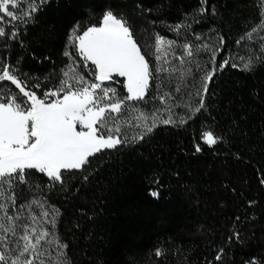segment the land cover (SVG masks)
<instances>
[{
    "label": "trees",
    "instance_id": "obj_1",
    "mask_svg": "<svg viewBox=\"0 0 264 264\" xmlns=\"http://www.w3.org/2000/svg\"><path fill=\"white\" fill-rule=\"evenodd\" d=\"M19 3L22 6L14 11L22 16L33 4L38 11L26 24L4 17L9 35L0 38V68L14 67L26 90L38 97L59 88L65 79L78 87L70 79L77 73L94 82L95 67L90 63L85 67L69 37L74 31L82 35L88 27L99 26L109 9L126 21L153 73L147 101L126 108V126L120 133L126 143L89 157L79 170H62V181L31 170L27 183H16L13 191L23 213L18 223L46 233L39 245L44 255L38 256L36 264H264V185L260 183L264 172V40L260 39L264 0ZM253 28L257 29L255 42L245 38L238 45ZM14 30L19 31L16 39L10 37ZM157 35L166 46L159 61ZM186 44L191 57L185 54ZM221 47L224 51L217 56V64L225 59L230 63L215 72L204 96L205 107L193 115L203 78L213 68V51ZM249 56L253 66L246 71L242 65ZM179 57L184 58L183 64ZM66 71L69 78L64 76ZM115 79L123 85V78ZM165 92L174 107L154 118V109L164 108L158 96ZM0 94L21 102L27 99L10 81H0ZM170 115L173 124L161 123ZM154 119L156 127L140 139L144 124ZM206 130L223 140L214 148L202 144L203 151L195 153V144ZM0 190L6 199V186ZM34 198L43 207L32 203ZM249 201L256 203L250 207ZM20 205L31 207L19 209ZM44 208L49 217L43 216ZM10 214L14 213L10 210ZM237 216L241 221H236ZM220 249L224 251L218 261Z\"/></svg>",
    "mask_w": 264,
    "mask_h": 264
},
{
    "label": "snow or ice",
    "instance_id": "obj_2",
    "mask_svg": "<svg viewBox=\"0 0 264 264\" xmlns=\"http://www.w3.org/2000/svg\"><path fill=\"white\" fill-rule=\"evenodd\" d=\"M21 6L18 0H0V14H2L0 38L9 35L3 24L4 17L10 18L13 22L26 24L31 22L32 14L38 11L37 6L33 4L30 11L22 16L18 11H14ZM203 12L204 9H201V13ZM212 12L215 14L214 8ZM13 27L15 28V25ZM180 28L181 25H176L177 30ZM254 32H257L256 28L248 32L246 37L242 36L237 44L240 45L245 38L255 42ZM18 35L19 31L14 30L10 37L16 39ZM69 39L78 48L81 59L85 61V67L88 66L87 62L95 67L94 82L85 80L77 73L70 79L75 81L78 87L73 88L69 79H65L61 81L59 88L46 91L44 97L40 98L34 91L26 90L28 86L21 83L14 74V67L4 65L0 68L2 73L0 81H10L27 98L26 101L21 102L15 96L0 94V189H5L6 186L8 192L6 199H3L5 191L0 190V230L3 233L0 234V264H36L38 256L44 255L39 245L46 233H35V230L30 229L29 226L18 223L23 213L18 210L17 193L13 191L16 183H27L26 177L30 175L31 170L47 176L51 181H62V170H79L88 163L89 157L104 149H114L126 143V138L119 135V126L115 129L117 133L115 136L110 128L108 135L105 136L104 130L109 121L117 118L113 114L118 116L130 102H145L149 96L150 81L153 79L149 63L141 54L126 21L114 15L112 10L104 12L100 26L88 27L82 35H77L74 31ZM260 39L264 40V36ZM164 43L163 38L157 35L155 50L158 54L162 51L161 46ZM167 43L171 45L173 42L167 41ZM220 44L222 46L225 44L222 36ZM202 47L207 48L208 45L204 44ZM245 47L252 51L248 45ZM261 49L264 50V44H261ZM184 50L187 56L193 55L190 45L186 44ZM223 51V47L219 52L213 51L211 57L213 68L203 78V92L202 94L198 92L201 95L199 107L195 108L193 115L205 107L204 96L209 92V84L213 81L215 72L223 70L230 63V60L225 59L217 64V56ZM64 54L70 55L69 52ZM156 59L159 61L160 55H157ZM179 59L183 64L184 58L179 57ZM240 59L244 60V56L241 55ZM232 66L239 65L232 63ZM252 66L253 60L249 56L242 68L250 71ZM158 71L166 72L168 69H158ZM64 76L69 78V72L66 71ZM114 77L124 78L123 86L128 95L123 99H116L115 88L104 86L105 81H113ZM35 87L39 88L40 85L36 84ZM52 97L55 99H51ZM158 98L164 108H155L152 114L154 118L164 111L171 112V108L174 107L169 104V93L165 92ZM25 104L28 106L25 107ZM161 123L169 125L173 124L174 120L170 115ZM182 123H187V120H183ZM155 127V119L151 124H144L140 139L144 138V133H151ZM222 140L223 138L217 136L214 131H203L201 140L195 144L194 152H202V144L214 148ZM260 175V183L264 185V172ZM152 195L156 196L157 193L153 192ZM32 203H41V201L34 198ZM255 203V201L248 202L250 207ZM41 206L43 207L42 203ZM25 207L30 208L31 205H20L19 209ZM10 210L14 214H10ZM42 214L44 217L50 215L47 208H44ZM236 221H241V217L237 216ZM21 228L23 232L18 231ZM235 235L238 238V231ZM229 239L231 240V237ZM223 251L220 249L215 257L216 260L222 259ZM254 264L258 262L254 261Z\"/></svg>",
    "mask_w": 264,
    "mask_h": 264
},
{
    "label": "rangeland",
    "instance_id": "obj_3",
    "mask_svg": "<svg viewBox=\"0 0 264 264\" xmlns=\"http://www.w3.org/2000/svg\"><path fill=\"white\" fill-rule=\"evenodd\" d=\"M20 2V0H18V3ZM0 15H2V14H0ZM102 21V20H101ZM101 24V23H100ZM100 26V25H99ZM98 27V26H97ZM162 47V51L158 54V55H162L163 54V52H164V50H165V48H166V46L165 45H162L161 46ZM77 48V47H76ZM77 51H78V48H77ZM78 53H79V51H78ZM87 63H90V62H87ZM91 64V63H90ZM115 78H120V77H114V79H113V81H105L104 82V86H110V87H113V88H115L116 89V93H117V96H116V99H123L124 97H126L127 95H128V93H127V91H126V89L124 88V82H123V85L122 86H119V83H118V81L115 79ZM123 80H124V78H123ZM120 87H123V91L124 92H122V90H121V88ZM139 102V101H138ZM105 103H107V101L105 102ZM131 103H135V102H130L129 104H131ZM128 112L126 111V109L122 112V113H120L118 116H117V114H113V116H116L117 118L114 120V121H109V123H108V126H107V128L104 130V134H105V136H107L108 135V128H110V129H112V134L115 136L117 133H116V131H115V129H116V127H118L119 126V128H120V133H121V130L123 129L122 127L125 125L126 126V121H125V115L127 114ZM120 133H119V135H120Z\"/></svg>",
    "mask_w": 264,
    "mask_h": 264
}]
</instances>
